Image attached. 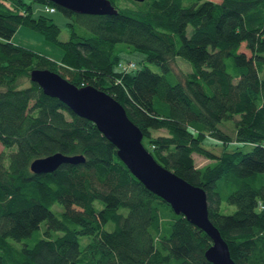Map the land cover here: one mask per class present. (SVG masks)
<instances>
[{
  "label": "trees",
  "instance_id": "16d2710c",
  "mask_svg": "<svg viewBox=\"0 0 264 264\" xmlns=\"http://www.w3.org/2000/svg\"><path fill=\"white\" fill-rule=\"evenodd\" d=\"M32 1L64 14L69 38L25 0H0V264L213 263L211 236L137 180L93 122L45 95L36 69L117 100L157 162L204 190L232 258L264 264V0H108L111 15ZM20 26L58 44L60 62L13 44ZM119 44L145 54L141 68ZM177 57L192 70L175 71ZM55 153L84 160L30 170Z\"/></svg>",
  "mask_w": 264,
  "mask_h": 264
},
{
  "label": "water",
  "instance_id": "95a60500",
  "mask_svg": "<svg viewBox=\"0 0 264 264\" xmlns=\"http://www.w3.org/2000/svg\"><path fill=\"white\" fill-rule=\"evenodd\" d=\"M81 14L111 15L117 11L108 0H48ZM142 2L144 0H135ZM30 80L47 96L58 99L75 115L93 122L101 134L117 149V156L130 173L149 191L170 204L192 225L204 231L212 243L205 251L214 264H238L232 258L229 244L209 217L204 190L192 185L157 162L142 143L143 134L128 118L124 107L109 94L93 86L77 87L49 70H33ZM84 158L55 153L30 164L33 173L51 172L62 163H79ZM212 263V264H213Z\"/></svg>",
  "mask_w": 264,
  "mask_h": 264
},
{
  "label": "rangeland",
  "instance_id": "374dc122",
  "mask_svg": "<svg viewBox=\"0 0 264 264\" xmlns=\"http://www.w3.org/2000/svg\"><path fill=\"white\" fill-rule=\"evenodd\" d=\"M7 4H10V0H5ZM28 4H32L34 16H38L40 14H43V6L40 3L33 2L32 0H25ZM44 14H49V17H51L54 21V23L59 27L60 33L58 35V39L60 41H66L69 38V30L67 23L69 22V19L61 12L56 11L54 13H44ZM13 44L22 46L24 48L30 49L36 53H38L40 56L52 59L56 62H60L63 54L62 48L58 44H54L48 40L45 39L43 34H41L38 31H35L33 29H30L29 27L26 26H20L17 28L13 36L11 37L10 40ZM119 49V54L122 58L123 61L128 60L136 63V68L139 69L142 67L143 62L145 61V54L142 52H139L137 50L131 49L130 47L124 45V44H119L118 45ZM147 64V63H146ZM152 70L158 71L159 68L154 65V64H147ZM133 66V65H132ZM130 66V67H132ZM130 67H121L122 70L126 71ZM175 71L181 72H188L192 70L191 66L189 63H187L185 60H183L180 57H177L175 64ZM165 130H158L154 133V135H161L164 134ZM233 133V130H232ZM229 147H234L237 144L234 143L233 141L228 143ZM205 145L209 146L212 148L215 152L219 151L222 144L219 142H215L214 139L208 137L205 141ZM2 149V145L0 143V150ZM194 160L197 166H202L204 163L209 161L208 157H201L199 155H194ZM95 207L100 209L101 203L96 201L95 202ZM62 207L60 205H56L53 210H60ZM231 207H228V210H231ZM88 241L87 238H82L80 239V244L81 247H83L86 242Z\"/></svg>",
  "mask_w": 264,
  "mask_h": 264
},
{
  "label": "built area",
  "instance_id": "2783aa9c",
  "mask_svg": "<svg viewBox=\"0 0 264 264\" xmlns=\"http://www.w3.org/2000/svg\"><path fill=\"white\" fill-rule=\"evenodd\" d=\"M43 12L44 13H54L56 12V8H54L53 6L44 5ZM132 65H133L132 63H129L128 65H125L124 67H127V66L130 67Z\"/></svg>",
  "mask_w": 264,
  "mask_h": 264
}]
</instances>
